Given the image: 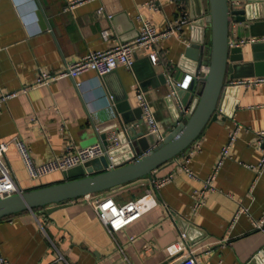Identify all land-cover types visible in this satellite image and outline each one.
I'll list each match as a JSON object with an SVG mask.
<instances>
[{
	"label": "crops",
	"instance_id": "0c3cea01",
	"mask_svg": "<svg viewBox=\"0 0 264 264\" xmlns=\"http://www.w3.org/2000/svg\"><path fill=\"white\" fill-rule=\"evenodd\" d=\"M71 1L0 0V90L19 94L0 110V143H10L7 161L23 192L67 178L57 172L40 181L32 180L13 144L15 139L25 142L36 164L64 155L74 144L89 147L98 141L106 143L110 133L120 139L117 161L140 158L125 134V128L134 126L138 134H145L138 139L142 146L152 141L136 98L139 91L150 102L162 133L167 136L172 132L177 125L178 106H183L177 96L168 97L172 84L180 70L195 72L193 66L182 63L187 45L208 41L211 33L207 22L209 0H159L156 10L145 5V0H96L68 9ZM261 2L264 0H247L234 7L246 8L248 18L242 23L230 17L231 43L246 41L240 46L241 64L256 65L259 62L255 59H264V41L248 42L264 37ZM99 7L104 8L103 15L97 14ZM183 14L190 23L181 27L180 37L159 41L155 65L149 51L140 48L132 68L119 66L101 79L89 71L72 80L61 78L47 86H29L40 72H61L66 64L92 51L134 41L143 20L161 31L168 23L180 21ZM105 30L111 36L104 41L101 32ZM181 64L185 69H180ZM237 74L243 80L264 78V60L255 68L247 65L239 69ZM229 80L227 77L226 83ZM192 85L194 98L202 82L195 80ZM223 93V114L208 124L183 153L139 183L95 193L90 199L75 198L53 212L46 206L0 219V255L9 264H178L166 247L179 241L180 232H185V243L195 258L180 264H264V227L257 229L253 224L264 216V168L255 166L263 153L257 141L258 133L264 130V80L227 88ZM233 122L245 131L231 146L230 157L215 179L206 184L215 172ZM193 149L189 167L195 179L180 168ZM93 171L78 169L83 175ZM167 176L172 177L171 182L161 188L154 186L155 180ZM148 193L158 206L113 236L91 204L93 198L111 196L123 205ZM198 198L204 204L195 208ZM241 208L248 209L247 215H237Z\"/></svg>",
	"mask_w": 264,
	"mask_h": 264
},
{
	"label": "built area",
	"instance_id": "2783aa9c",
	"mask_svg": "<svg viewBox=\"0 0 264 264\" xmlns=\"http://www.w3.org/2000/svg\"><path fill=\"white\" fill-rule=\"evenodd\" d=\"M94 1L96 0H73L70 2L68 9L74 8L77 5H83L87 4L88 2ZM245 1L247 0H228V4L231 7H235L238 5H242ZM158 2L159 0H145V5H147L152 10H156L159 7ZM96 12L98 15H103L104 8L99 7ZM108 17L111 18L112 15H109ZM188 23H190V21H188V17L183 14V17L180 21L174 23V25L168 23L163 30L158 31L148 20H143L140 27V34L134 41L118 44L114 47L106 49V51H92L88 55H85L84 57L66 64V66L64 67L65 69L61 72H40L38 77L29 86L30 88L47 86L49 83L61 78H70L72 80L84 73H88L89 71L95 72L96 77L101 79L107 74L113 72L119 66L132 68L136 50L140 48L147 49L149 51L148 57L151 63L155 65L159 60V50L158 48H156L159 41L174 36L180 37L178 35V32L183 25ZM110 36L111 32H109L108 30L101 32V38L104 41L108 40ZM260 41H264V37H261L260 39L248 40V42L252 43H259ZM245 42L246 41L243 40L239 44L234 43L232 45L240 47ZM207 71L208 69L206 67H202L199 71H195L192 74L182 72L181 79L175 80V84L172 85L174 87L177 86L180 89L187 91L189 86L192 85L193 81H201ZM262 80H264V78L229 80L227 81V83H225V89L241 87L244 85H253L261 82ZM75 85L77 86V88L81 87L80 83L76 82ZM174 87L171 93L168 95L169 98H176V91L174 90ZM23 92L27 93L28 89H25ZM18 95L19 94L15 92L3 93L0 90V110L4 107L6 101L15 98ZM108 98L110 100L112 99L111 96H109ZM136 98L139 101V107L141 109L142 116L146 120L148 133L156 135L158 138L157 144H159L164 140L166 135H164L161 131L160 124L157 117H155L150 102L146 99L143 91H139ZM189 111L190 106H178L177 124L187 120ZM224 111V102H221L216 107L215 112L219 116V114H223ZM241 131H245V128L241 124L233 122V125L228 131V141L226 145L221 148L222 150L220 152L219 160L215 166V172L212 173V175L206 180V184L212 182V180L215 179L216 172L221 168L224 160L230 157V148L237 140ZM258 136L259 139L257 141V145L263 148V153L255 166L258 170H261L264 168V130L258 133ZM13 144L21 157V160L29 177L34 181H40L42 178L52 174H56L57 172L64 173L68 170L74 169L75 167L83 166L93 159H99L101 157L108 156L110 154V151L119 147L120 139L118 135L110 133L107 138L106 146L104 145L103 141H98L89 147H79L74 144L66 148V152L64 155L57 156L54 159L40 164H36L33 161L31 154L29 153V149L23 140L15 139L13 141ZM9 148L10 143H0V199H6L9 196L20 194L22 192L17 187L15 174L7 161L6 153ZM194 151V149L191 150L185 156L184 162L180 167L182 171L191 179H195V175L189 167V161ZM147 153L148 151L144 154ZM110 159H112L111 156ZM248 166L252 167L251 165ZM110 167H114L113 164H111ZM171 179V176H167L161 178L160 180H155L154 186H156V188H161L165 184L171 182ZM91 196L92 195H87L84 196V198L90 199ZM194 197L197 198V192L194 193ZM91 204H93L94 206L99 221L102 222L110 236H113L115 233L126 229L130 224L141 218L144 213L158 206L156 199L149 193L144 195V197L138 198L136 200H129L126 204L123 205L116 203L111 196L103 198H93ZM203 204L204 202L198 198L196 200L195 208L200 207ZM247 213L248 209L241 208L238 211L237 215H247ZM253 224L257 229H262L264 227V216L260 221H254ZM179 236V241L174 242L166 247L167 254H169L173 258H176L175 261L178 264L183 263L184 261L193 260L195 258L194 251L187 248V245L185 243L187 239L186 233L180 232ZM120 251L122 250L120 249ZM0 264H9V260L0 255Z\"/></svg>",
	"mask_w": 264,
	"mask_h": 264
},
{
	"label": "water",
	"instance_id": "95a60500",
	"mask_svg": "<svg viewBox=\"0 0 264 264\" xmlns=\"http://www.w3.org/2000/svg\"><path fill=\"white\" fill-rule=\"evenodd\" d=\"M261 3L264 4V2ZM208 12L207 22L211 31L209 40L191 42L187 46L182 60L183 64H190L196 72L199 71L203 66L206 46L209 45V67L201 80L202 88L196 92V96L193 98L191 94L193 85L187 91L177 86L174 87L176 96L181 99L182 105L190 106L186 121L177 124L176 128L159 144H157V136L152 134L151 143L144 146L138 140L145 136L144 133L138 134L134 126L125 128V134L132 141L133 151L137 156H141L140 158L120 163L115 159L119 152L114 149L108 156L93 159L83 166L64 172L67 178L65 180L0 199V219L46 206H49V212H53L67 206V202L75 200V198L109 190L116 191L135 185L144 176L153 175L161 166L175 159L191 146L201 131L212 121L218 119L215 109L223 97L227 77L230 80L239 79L242 77L237 74L239 69L247 65L255 68L261 63V60H264L255 59L259 62L256 65L253 63L241 64L243 61V57L240 55L242 48L233 46L230 41V17H234L237 22L242 23L248 18L245 7L236 9L229 6L228 0H209ZM38 14L42 21L41 13L38 12ZM179 67L185 69L182 64ZM177 79H181V70L176 75L175 80ZM123 143L125 141H121V144ZM104 145L106 146L107 142ZM146 150L148 153L143 154V151ZM111 164L114 167H110ZM83 167L91 168L94 171L91 174L83 175L78 172V169Z\"/></svg>",
	"mask_w": 264,
	"mask_h": 264
},
{
	"label": "trees",
	"instance_id": "16d2710c",
	"mask_svg": "<svg viewBox=\"0 0 264 264\" xmlns=\"http://www.w3.org/2000/svg\"><path fill=\"white\" fill-rule=\"evenodd\" d=\"M206 47H207V49H206V54H205V57H204L203 66L202 67H206L208 69V67H209V57H210V47H209V45H207ZM37 209H39V208H37ZM7 217H9V216H7Z\"/></svg>",
	"mask_w": 264,
	"mask_h": 264
}]
</instances>
